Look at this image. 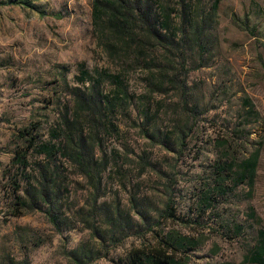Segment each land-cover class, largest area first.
<instances>
[{"label":"rangeland","instance_id":"rangeland-1","mask_svg":"<svg viewBox=\"0 0 264 264\" xmlns=\"http://www.w3.org/2000/svg\"><path fill=\"white\" fill-rule=\"evenodd\" d=\"M9 1L0 264H126L132 248L170 235L184 240L182 264H255L264 0H137V17L169 14L158 38L173 46L138 25L133 48L114 53L95 29L96 0ZM252 156L254 177L243 179Z\"/></svg>","mask_w":264,"mask_h":264},{"label":"trees","instance_id":"trees-1","mask_svg":"<svg viewBox=\"0 0 264 264\" xmlns=\"http://www.w3.org/2000/svg\"><path fill=\"white\" fill-rule=\"evenodd\" d=\"M220 1L221 0L215 1L214 9H217ZM7 3L20 4L22 7H31L30 0H22L20 2L10 0ZM137 5H139L137 0H96L94 3L93 19L95 29L104 36L106 40L105 47L110 53L116 52L117 48H119L120 51L129 52L131 48H133V44L136 43V39L139 38L138 35L135 34L138 25L147 29V32L152 35L151 37L156 40V43L163 44L165 47L173 46V43H170L171 41L165 38V36H162L161 39L158 38L162 35V33H160L161 24L170 28L169 22L171 19L169 14H166L160 21L159 17L153 15L151 9L143 8L140 10V14L137 17L135 14V9L138 8ZM199 30L200 27L195 28V36H197ZM154 34L157 37H153ZM43 149L46 148L44 147ZM48 152L49 155H53L51 149H49ZM77 158L81 159L82 157L77 155ZM256 166L257 158L252 156L244 162L241 177L243 179L250 178V180H252L256 171ZM262 233H264V231ZM183 241L181 237L180 240H177L170 235L165 240H157L156 244H144L139 247H134L127 255L126 264H182L175 258L174 252L178 249H185ZM252 255V263L264 264V234L263 238L260 240L259 249L255 250Z\"/></svg>","mask_w":264,"mask_h":264}]
</instances>
